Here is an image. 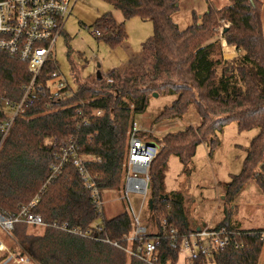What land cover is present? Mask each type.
<instances>
[{"label":"trees","instance_id":"1","mask_svg":"<svg viewBox=\"0 0 264 264\" xmlns=\"http://www.w3.org/2000/svg\"><path fill=\"white\" fill-rule=\"evenodd\" d=\"M103 1L120 10L125 20L138 17L152 22L153 35L142 48L150 66L112 73V82L97 76L83 79L76 73L72 95L53 98L47 93L24 108L5 139L0 129V212L15 216L39 195L33 212L47 224L34 234L28 232L26 222L15 223L12 234L23 244V252L37 264H152L128 250L158 240L153 264H179L181 240L195 229L184 194L167 191L169 160L176 156L187 167L203 143L211 154L220 146L224 128L234 121L241 131L258 132L245 147L242 171L233 174L223 189L225 208L215 227H226L231 243L213 255L200 254L190 261L264 264V227H243L228 206L250 186L264 196V2L231 0L222 6L211 2L200 19L194 13L193 23L181 28L174 19L179 0ZM95 26L115 28L116 37L106 39L112 46L127 37L125 22L118 23L111 14L98 19ZM222 39L236 47L237 57L224 59ZM53 69L52 61L45 66L41 77L45 84L46 74ZM31 78L26 63L0 51V106L2 98L19 103ZM152 93L175 94L172 103L156 114L155 124L181 118L191 106L199 121L161 137L151 135L152 140L145 132L140 134L158 148L148 171L155 230L129 240L134 224L127 206L107 217L78 165L70 160L56 175L54 166L60 162L61 144L73 140L93 187L100 194L122 190L129 131L135 117L147 111ZM8 117L0 108V124ZM101 217L102 223L96 225ZM55 223L89 230L91 235L79 236L54 227ZM237 243L244 246L236 247ZM8 257V252L0 253V260Z\"/></svg>","mask_w":264,"mask_h":264},{"label":"rangeland","instance_id":"2","mask_svg":"<svg viewBox=\"0 0 264 264\" xmlns=\"http://www.w3.org/2000/svg\"><path fill=\"white\" fill-rule=\"evenodd\" d=\"M230 1L208 0L209 3L212 2V4L219 6L226 5ZM262 1L264 2V0ZM105 14H111L118 23L125 22L127 37L116 46H112L106 38H98L93 34V30L96 28L95 22ZM180 15L187 18L191 16L188 8L185 11L182 10ZM177 21L182 28H186L185 20L183 21L182 17H178ZM224 26L228 27L229 23H224ZM64 28L65 34L57 41L52 63L56 69L65 75L72 87L76 85L74 81L76 73L81 78L88 79L95 77L98 70L124 73L132 67L150 66L144 58L136 56L131 67L123 70L124 65L130 60V54L140 53L144 42L153 35L152 22L141 20L138 17L125 20L120 10L103 0H77ZM100 29L105 31L103 28ZM222 30L223 27L219 30L221 38ZM136 61L142 62L138 64ZM174 98L175 94L171 93H157V96L152 93L150 95L147 111L135 117V122L147 134L146 138L152 140L151 135L161 137L168 132H175L184 129L187 125L198 123L199 117L193 106L181 118L154 123L156 114L165 106L170 105ZM257 132V129L241 131L238 129L237 123L232 121L220 134V146L211 154L208 144L203 143L198 146L193 161L187 167H184L176 156L170 158L165 185L168 192H182L184 194V203L191 224L194 219H196V226L200 225L199 220L205 221L210 227L220 222L225 208L224 186L230 182L233 174L242 171L246 157L245 147L250 144ZM259 192L255 186H250L241 193L240 198L234 204L228 205L234 212L233 219L239 221L246 228L264 226V196H261ZM103 194L107 217L123 210L124 206L129 208L131 203L134 210L140 213L142 225L146 226L149 232L155 230L148 208L149 195L144 199L140 194L130 193L129 203L122 198L124 191H111ZM102 220V217L99 218L95 224H101ZM42 230V227H28L29 233L38 234ZM3 240L14 255L25 250L23 244L14 235L3 237ZM0 264L17 263L14 260L8 261L7 258L0 260ZM23 264L37 263L31 258L30 262H23ZM179 264H191V261L181 258ZM207 264L215 263L208 261Z\"/></svg>","mask_w":264,"mask_h":264},{"label":"built area","instance_id":"3","mask_svg":"<svg viewBox=\"0 0 264 264\" xmlns=\"http://www.w3.org/2000/svg\"><path fill=\"white\" fill-rule=\"evenodd\" d=\"M77 0H0V51L6 52L26 63L32 74L30 82L24 87L22 99L17 104L2 98L0 108L8 114V119L0 124L4 139L8 136L15 118L32 104L37 98L50 94L53 98H63L73 94L70 90L71 84L65 75L58 69L49 71L46 76L47 84L41 78L44 68L52 61L56 52L57 41L65 34V23L72 14ZM101 30L96 27L93 30L94 36L98 38L116 37L115 29ZM115 71L102 72V78L112 82V73ZM101 112L99 111L98 114ZM144 132L142 127L134 122L129 131V150L126 164L125 184L120 192L124 191L123 199L130 203L129 194L137 193L145 199L149 189V166L156 155L158 148L152 150L147 146L151 142L140 134ZM2 142H0L1 147ZM72 160L78 167L85 179L88 188L92 189V196L95 198L99 209L104 207L103 194L93 187L83 166V160L79 156L76 143L73 140L63 142L60 146V162L54 166V175L58 174L62 166ZM147 171L143 172V168ZM53 175V176H54ZM37 195L28 204L22 205L15 216L7 217L0 212V253L8 252V261L14 260L17 264L30 262V256L23 252L14 255L3 237H12L14 225L17 222H26L33 227H45L41 215L34 213L33 208L39 202ZM129 210L133 217L134 229L129 240L142 239L143 234L149 232L148 228L141 223L140 213H137L132 204ZM54 227L84 237H90L89 230L70 229L66 224H53ZM174 232V231H173ZM264 240V232L262 234ZM231 243V234L226 227L217 228L204 226L196 229L190 236L181 240L180 259L191 260L200 254L207 256L224 249ZM118 245V243H115ZM158 240L147 241L136 251L128 250L149 263L157 262ZM244 243H237L236 247H243Z\"/></svg>","mask_w":264,"mask_h":264},{"label":"crops","instance_id":"4","mask_svg":"<svg viewBox=\"0 0 264 264\" xmlns=\"http://www.w3.org/2000/svg\"><path fill=\"white\" fill-rule=\"evenodd\" d=\"M208 3H209L208 0H179V2L177 3L178 11L174 14L175 21L181 27V24L177 21V18L178 17H182L183 21L185 20L186 27L190 26L193 23V21H194V18H193L194 13H196V15L198 16V18L200 19L202 17V15L205 12H207V10H208ZM187 8L189 9L190 14H191V16H189L188 18L185 17V16L183 17V16L180 15L181 12H182V10L185 11ZM222 46H223V50H224V59L230 60V59H233V58H235V57L238 56L239 53L236 50V47L235 46L228 45L225 39H222ZM136 56L137 57L138 56H141L143 58L142 51L140 53H138V54L131 53L130 54V60H128L127 63L124 65V69L123 70H125L128 67H131V63L135 62V61H133V59ZM140 62H142V61H136V63H138V64ZM189 219H190V217H189ZM195 222H196V219H194L193 222H192V224H191L194 229H198L200 227H204V226L207 225L206 222L203 221V220L202 221L199 220V224L200 225H197V226L195 225ZM262 227H264V226H262ZM250 228H252V227H250Z\"/></svg>","mask_w":264,"mask_h":264},{"label":"water","instance_id":"5","mask_svg":"<svg viewBox=\"0 0 264 264\" xmlns=\"http://www.w3.org/2000/svg\"><path fill=\"white\" fill-rule=\"evenodd\" d=\"M98 67H100V65H98ZM96 76H97L98 79H102V72L100 70H98L96 72ZM155 95L157 96V93H155ZM147 146L151 147L152 150H155L157 148V146H156V144L154 142L147 143ZM146 171H147V169L144 167L143 168V172H146ZM148 208H149L150 211H152V209H153V200L152 199L148 200Z\"/></svg>","mask_w":264,"mask_h":264}]
</instances>
